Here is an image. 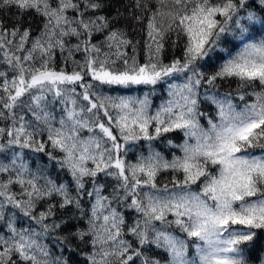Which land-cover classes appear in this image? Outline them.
Listing matches in <instances>:
<instances>
[{
    "label": "snow or ice",
    "instance_id": "6c2138e0",
    "mask_svg": "<svg viewBox=\"0 0 264 264\" xmlns=\"http://www.w3.org/2000/svg\"><path fill=\"white\" fill-rule=\"evenodd\" d=\"M160 3L0 0V264H264V0Z\"/></svg>",
    "mask_w": 264,
    "mask_h": 264
},
{
    "label": "trees",
    "instance_id": "16d2710c",
    "mask_svg": "<svg viewBox=\"0 0 264 264\" xmlns=\"http://www.w3.org/2000/svg\"><path fill=\"white\" fill-rule=\"evenodd\" d=\"M128 2H129V0H124L125 4H127ZM142 2L147 3L148 6L153 10H155L156 8H159L161 12L167 11V8L163 4L160 3V0H142ZM157 23H158V26L166 27L167 23H168V18L166 16H159L157 18ZM133 38L134 39H140V40L143 39V33H141L139 31V26H137V31L135 32ZM177 54H179V53L177 52ZM140 56H141V59H143V53L142 52L140 53ZM205 71H210V69H205ZM234 88H235V85H233V89H228L227 86L225 85V87H223L221 90L222 91H228V90H234ZM121 91L124 94L142 95V91L138 90V89H133L130 92L127 90H121ZM165 98H166L165 93L158 89L157 93H156V97L154 98V107L159 105ZM210 114H214V108L211 110ZM206 126L207 125L205 123V127ZM168 138L173 139L174 143H182L183 142L182 133H179V132L168 134ZM157 150L163 151V153L167 159H171L173 152L175 153V155H182V153L180 152L179 149H173L170 152L169 150H167V148L162 147L159 143H157ZM145 154H147V153L145 152ZM54 173H55V171L53 170L52 171L53 177H55ZM169 175H170V173H162L161 178H160L161 182H163ZM61 176H63V173H61ZM177 234L178 235L180 234L178 232V230H177Z\"/></svg>",
    "mask_w": 264,
    "mask_h": 264
},
{
    "label": "rangeland",
    "instance_id": "374dc122",
    "mask_svg": "<svg viewBox=\"0 0 264 264\" xmlns=\"http://www.w3.org/2000/svg\"><path fill=\"white\" fill-rule=\"evenodd\" d=\"M32 167L34 168V167H35V165H32ZM54 174H55V173H54ZM43 242H44V243H48V240H47V239H45Z\"/></svg>",
    "mask_w": 264,
    "mask_h": 264
}]
</instances>
